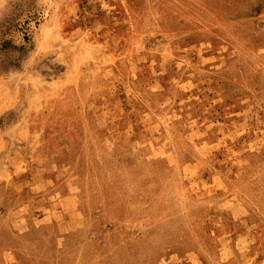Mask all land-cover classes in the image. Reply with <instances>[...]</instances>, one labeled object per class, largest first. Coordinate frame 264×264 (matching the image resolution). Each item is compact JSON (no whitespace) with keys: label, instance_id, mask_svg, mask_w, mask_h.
Instances as JSON below:
<instances>
[{"label":"rangeland","instance_id":"1","mask_svg":"<svg viewBox=\"0 0 264 264\" xmlns=\"http://www.w3.org/2000/svg\"><path fill=\"white\" fill-rule=\"evenodd\" d=\"M0 264H264V0H0Z\"/></svg>","mask_w":264,"mask_h":264},{"label":"crops","instance_id":"2","mask_svg":"<svg viewBox=\"0 0 264 264\" xmlns=\"http://www.w3.org/2000/svg\"><path fill=\"white\" fill-rule=\"evenodd\" d=\"M66 201V200H65ZM65 201H63V202H65ZM66 203H69V207L71 208V200H68ZM62 207H64V206H66V205H61Z\"/></svg>","mask_w":264,"mask_h":264}]
</instances>
